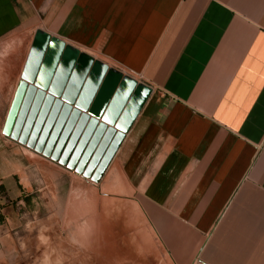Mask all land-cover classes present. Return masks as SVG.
Returning <instances> with one entry per match:
<instances>
[{"label":"crops","instance_id":"obj_1","mask_svg":"<svg viewBox=\"0 0 264 264\" xmlns=\"http://www.w3.org/2000/svg\"><path fill=\"white\" fill-rule=\"evenodd\" d=\"M37 31L151 89L117 153L177 264H264V0H0L1 58Z\"/></svg>","mask_w":264,"mask_h":264},{"label":"rangeland","instance_id":"obj_2","mask_svg":"<svg viewBox=\"0 0 264 264\" xmlns=\"http://www.w3.org/2000/svg\"><path fill=\"white\" fill-rule=\"evenodd\" d=\"M30 40L21 36L14 45ZM6 50L0 52V264H177L161 216L130 188L118 153L93 183L2 134L27 59L1 58Z\"/></svg>","mask_w":264,"mask_h":264},{"label":"water","instance_id":"obj_3","mask_svg":"<svg viewBox=\"0 0 264 264\" xmlns=\"http://www.w3.org/2000/svg\"><path fill=\"white\" fill-rule=\"evenodd\" d=\"M150 95L149 87L37 31L2 134L98 183Z\"/></svg>","mask_w":264,"mask_h":264}]
</instances>
